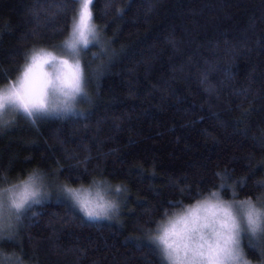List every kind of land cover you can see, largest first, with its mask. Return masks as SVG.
Wrapping results in <instances>:
<instances>
[{"label": "trees", "instance_id": "16d2710c", "mask_svg": "<svg viewBox=\"0 0 264 264\" xmlns=\"http://www.w3.org/2000/svg\"><path fill=\"white\" fill-rule=\"evenodd\" d=\"M63 7L0 0V88L34 47L67 38L74 5ZM92 10L107 55L83 54L87 98L35 126L16 116L0 134V171L6 186L36 171L56 188L120 186L119 207L86 218L51 191L3 251L23 264H167L149 238L176 211L213 192L264 203V0H95ZM243 248L264 264V236Z\"/></svg>", "mask_w": 264, "mask_h": 264}, {"label": "snow or ice", "instance_id": "6c2138e0", "mask_svg": "<svg viewBox=\"0 0 264 264\" xmlns=\"http://www.w3.org/2000/svg\"><path fill=\"white\" fill-rule=\"evenodd\" d=\"M60 2L65 7L58 9L59 12H66L69 2L74 5L67 38L53 46L61 54L45 47H34L25 54L20 75L0 88V134L13 128L16 116L35 126L37 121L49 116L63 118L74 111V102L87 98L88 70L81 63L82 54L91 47H100L107 55L102 30L93 22L95 0ZM122 11L117 9V14ZM93 55L99 56L98 53ZM6 113H12L13 118L6 119ZM5 183L8 179L0 171V185ZM221 187L226 189L227 186ZM90 188L95 190L94 197L83 186L77 189L57 185V192L71 199L86 218H107L109 210H115L116 205L104 199L97 181L93 180ZM116 191L120 192L121 187L116 186ZM49 195L46 175L39 171L27 180L0 186V264H23L15 253H5L2 245L17 239L18 228L28 210L33 204L43 203ZM200 210L206 215L201 217ZM183 214L191 217V225L181 244L170 240L166 224L160 226L159 234L149 238L167 264H249L241 248L242 236H264V203L257 206L251 198L226 202L220 199L219 193L213 192L191 207V212L187 210ZM171 220L170 217L168 223Z\"/></svg>", "mask_w": 264, "mask_h": 264}, {"label": "rangeland", "instance_id": "374dc122", "mask_svg": "<svg viewBox=\"0 0 264 264\" xmlns=\"http://www.w3.org/2000/svg\"><path fill=\"white\" fill-rule=\"evenodd\" d=\"M94 22V21H93ZM47 50H49V51H53L54 53H56L57 55H59V54H61L60 53V50L58 49V48H46ZM81 63H82V65H84V60H83V54H82V56H81ZM85 91H86V89H85ZM86 99V98H85ZM85 99H80V98H78L75 102H74V111H77V110H79L80 108H81V106H80V104H81V102H84L85 101ZM74 111H72V112H74ZM13 117V114L12 113H6L5 114V118L6 119H9V120H11V118ZM47 178V184H48V191H49V193H51V191H54V192H56L57 191V188L55 187V185L49 180V178L48 177H46ZM100 185H101V195L104 197V199L106 200V201H110L111 203H113L114 205H116V208H115V210H109V216L107 217V218H92V219H108L109 217H111L112 216V214L117 210V208L119 207V201H118V199L116 198L117 197V194H116V191H114V193H113V191H111L110 190V192H111V194L108 192V189H107V186H105V184H103V182H101V181H97ZM58 185H66V184H63V183H61V184H58ZM0 186H3V187H8V186H6L5 184H3V185H0ZM81 186H83V185H81ZM81 186H78L77 187V189H79V188H81ZM70 187V186H69ZM83 188H85V189H88L89 190V193H90V196H92V197H94L95 196V190L94 189H92V188H90V184L88 185V186H83ZM210 196H208V197H205V198H203V199H201V200H199V201H202V200H204V199H206V198H209ZM120 199V198H119ZM221 200H223V201H226V202H232V201H230V200H225V199H222V198H220ZM70 200V199H69ZM238 201H240V200H238ZM198 202V201H197ZM197 202H195V203H193V204H191V205H189V206H186V207H184V208H182L181 210H178V211H176L175 213H173L171 216H169L168 218H166L160 225H159V227H158V229H157V232H156V235L157 234H159V230H160V226L161 225H164V224H167L168 223V221H169V218L171 217V218H173V217H175L177 214H180V213H183V212H186L189 208H191V207H194L196 204H197ZM257 206H259V204H257ZM79 208V207H78ZM81 211V210H80ZM82 212V211H81ZM83 213V212H82ZM84 214V213H83ZM155 236V235H154ZM245 237H251L250 235H243L242 236V239H241V248H242V250H243V253H244V248H243V240L245 239ZM244 258L246 259V260H248L249 262H250V264H259V263H255V262H252V261H250L247 257H246V255H245V253H244Z\"/></svg>", "mask_w": 264, "mask_h": 264}, {"label": "clouds", "instance_id": "9594fccd", "mask_svg": "<svg viewBox=\"0 0 264 264\" xmlns=\"http://www.w3.org/2000/svg\"><path fill=\"white\" fill-rule=\"evenodd\" d=\"M188 212H191V208L188 209ZM200 215L203 217L206 213L203 210H200ZM190 225L191 217L180 213L173 217L165 226L168 228V236L170 240L179 245L182 243V237H184L186 230Z\"/></svg>", "mask_w": 264, "mask_h": 264}]
</instances>
